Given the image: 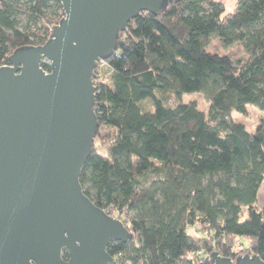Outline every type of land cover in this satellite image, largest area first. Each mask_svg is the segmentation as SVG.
I'll return each mask as SVG.
<instances>
[{"label":"trees","instance_id":"1","mask_svg":"<svg viewBox=\"0 0 264 264\" xmlns=\"http://www.w3.org/2000/svg\"><path fill=\"white\" fill-rule=\"evenodd\" d=\"M63 16L57 0H0V65L18 48L43 45ZM211 35L248 58L208 52ZM93 81L98 123L79 180L132 232L109 244L115 264H199L213 252L264 260V206H256L264 118L252 133L231 119L248 104L264 111V0H237L229 13L219 0L141 11ZM192 92L209 101L207 112L180 101Z\"/></svg>","mask_w":264,"mask_h":264},{"label":"water","instance_id":"2","mask_svg":"<svg viewBox=\"0 0 264 264\" xmlns=\"http://www.w3.org/2000/svg\"><path fill=\"white\" fill-rule=\"evenodd\" d=\"M57 1L64 16L48 40L0 65V264H115L109 244L132 232L79 180L98 123L94 69L115 52L130 19L160 14L168 0ZM209 261L264 264L258 255L217 252L199 264Z\"/></svg>","mask_w":264,"mask_h":264},{"label":"rangeland","instance_id":"3","mask_svg":"<svg viewBox=\"0 0 264 264\" xmlns=\"http://www.w3.org/2000/svg\"><path fill=\"white\" fill-rule=\"evenodd\" d=\"M223 3L226 9V13L232 12L235 9L237 0H219ZM205 48L208 52L217 53L219 55H227L234 60H246L248 55L245 54L240 44L236 43L232 46L225 47L218 37L211 35L210 37L203 40ZM99 79L101 81H106L108 74L105 71L100 73ZM98 81V79H97ZM180 101L183 103L194 101L197 104V108L203 112H207L209 109V101L205 98L202 93L192 92V93H183L180 97ZM264 118V111L259 110L253 105L246 106V112H232L231 119L235 122L243 123L248 132L252 133L255 130V126L260 119ZM256 206L262 208L264 206V178L262 180L261 186L258 190ZM245 216H241L240 220H243ZM189 233H193V230L190 228Z\"/></svg>","mask_w":264,"mask_h":264}]
</instances>
